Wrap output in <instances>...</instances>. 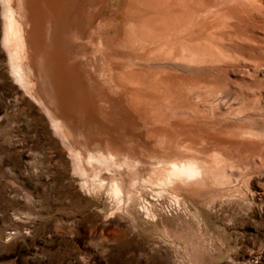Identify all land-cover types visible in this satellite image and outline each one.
<instances>
[{"label":"rangeland","instance_id":"obj_1","mask_svg":"<svg viewBox=\"0 0 264 264\" xmlns=\"http://www.w3.org/2000/svg\"><path fill=\"white\" fill-rule=\"evenodd\" d=\"M226 6L238 8L235 12L245 17L251 35L225 33L210 40L227 46L222 57L211 60L226 76L209 87L196 82L191 101L177 116L231 121L246 140L255 141L248 155L250 171L235 169L221 179L224 184L209 182L202 191L185 187L175 205L171 191L161 194L159 185L142 182L150 176L149 163L137 171L102 175L132 191L130 204L126 196L119 202L107 187H81L63 142L11 71L0 4V264H264V167L259 168L256 158L257 151L264 153V0L211 9L223 13ZM117 7L113 0L104 13ZM116 12L113 22L124 25L123 9ZM218 25L209 14L199 20L197 31L205 34ZM233 124L225 132L240 135ZM126 138L134 142H124V148L145 149L141 153L146 156L157 151L138 130L127 132ZM246 154L243 150L237 156Z\"/></svg>","mask_w":264,"mask_h":264},{"label":"bare ground","instance_id":"obj_2","mask_svg":"<svg viewBox=\"0 0 264 264\" xmlns=\"http://www.w3.org/2000/svg\"><path fill=\"white\" fill-rule=\"evenodd\" d=\"M111 1L0 0L11 71L63 142L81 187H107L119 202L126 196L130 204L132 191L102 175L137 171L149 163L150 176L142 182L171 191L172 203L179 205L185 187L202 191L209 182L221 185L235 169L250 171L255 141L246 140L231 121L177 116L191 101L196 82L209 87L225 75L211 60L222 57L227 46L210 40L225 33L251 35L238 8L212 10L240 0H117L118 7L104 13ZM120 8L124 25L113 22ZM209 14L218 27L197 31L199 20ZM230 124L240 135H227ZM136 130L152 139L157 151L146 156L144 147L140 153L124 148V142H134L125 139L126 133ZM243 150L246 156H237ZM257 156L259 168L264 167V153ZM135 185L133 179L130 187Z\"/></svg>","mask_w":264,"mask_h":264}]
</instances>
